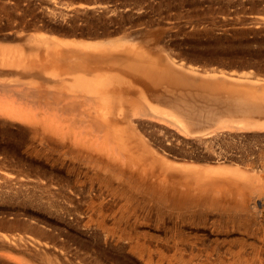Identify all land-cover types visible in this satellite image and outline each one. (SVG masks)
I'll list each match as a JSON object with an SVG mask.
<instances>
[{"label": "rangeland", "instance_id": "rangeland-1", "mask_svg": "<svg viewBox=\"0 0 264 264\" xmlns=\"http://www.w3.org/2000/svg\"><path fill=\"white\" fill-rule=\"evenodd\" d=\"M0 264H264V0H0Z\"/></svg>", "mask_w": 264, "mask_h": 264}, {"label": "bare ground", "instance_id": "bare-ground-1", "mask_svg": "<svg viewBox=\"0 0 264 264\" xmlns=\"http://www.w3.org/2000/svg\"><path fill=\"white\" fill-rule=\"evenodd\" d=\"M64 41H66V40H60V43H66ZM51 42H55L56 43V42H58V40L54 39V41H51ZM72 43H76V42L73 41ZM87 45H91V43H86V46ZM106 53L107 52H104L103 55L106 54ZM143 54H144L143 52L141 53V52L136 51V50H125L124 53L122 54V57H123L124 60H128V61H131L134 64H136L137 67H135V69L138 72L142 71V72L146 73L148 76H158V75L159 76H163V77H164V75H166V77H168L170 75L172 76L171 68H169L168 66H160L159 64H157V66L154 67V65L156 63L153 64L152 61H151L152 59H150L149 57H147V56H145ZM241 77H243V76H241ZM174 194H176V193L174 192ZM179 194L181 195L182 193H179ZM179 198H181V197H179ZM177 201H179V199H177Z\"/></svg>", "mask_w": 264, "mask_h": 264}]
</instances>
